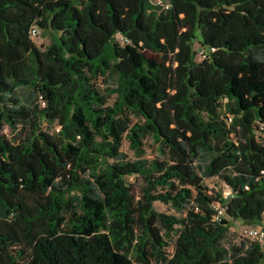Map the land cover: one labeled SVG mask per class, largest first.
<instances>
[{"label": "trees", "instance_id": "1", "mask_svg": "<svg viewBox=\"0 0 264 264\" xmlns=\"http://www.w3.org/2000/svg\"><path fill=\"white\" fill-rule=\"evenodd\" d=\"M162 1L0 0V264H263L264 0Z\"/></svg>", "mask_w": 264, "mask_h": 264}, {"label": "rangeland", "instance_id": "2", "mask_svg": "<svg viewBox=\"0 0 264 264\" xmlns=\"http://www.w3.org/2000/svg\"><path fill=\"white\" fill-rule=\"evenodd\" d=\"M37 31L38 32L36 33V35H33L32 41L41 50H45L50 45V37L46 36L42 32V30H40L39 28H37ZM120 40L122 43L124 42L123 39L120 38ZM198 59H200V58H198ZM114 101H115V97H113L111 102H114ZM129 118L132 121V125L130 127H133L139 121L135 116H132V115H129ZM45 128H47V126H45ZM2 134L9 141H13L14 136H15L14 134L11 133L10 129H8L7 127H5ZM144 148L146 151V155L144 156L145 159H148V160L156 159V157H157V146L154 144V142L150 138H148L144 141ZM122 151L130 159L133 160L135 158V152L131 148L130 142L126 138L123 142ZM129 183L134 185V187L137 189V191H140V188L142 186V181L140 179H138L135 176L130 177ZM204 187H205V189H207V191L209 192L210 195H215L217 192H220L221 189H223L225 187V185L220 181L219 178H211V179L205 180ZM224 189H226V188H224ZM6 197L11 202H13L15 199V194H6ZM155 208L160 212H167L168 211V208L165 205H163L162 203H156ZM22 230H23V223L18 219L13 220L11 223L10 233L14 239H16L17 241H19L21 243H24ZM240 233H241V231L239 229H237V231L235 232L236 237H237V242H240L242 240H246L243 236L240 235ZM263 264H264V262H263Z\"/></svg>", "mask_w": 264, "mask_h": 264}, {"label": "built area", "instance_id": "3", "mask_svg": "<svg viewBox=\"0 0 264 264\" xmlns=\"http://www.w3.org/2000/svg\"><path fill=\"white\" fill-rule=\"evenodd\" d=\"M152 3L154 5H158V6H164L166 8H169L168 5L163 4L162 0H152ZM37 28H34L32 30V38L33 35H36L37 33ZM41 106L45 107L46 103L45 101H41ZM233 122V117L231 115H228L227 118V124H232ZM60 128L57 129V131H59ZM262 175L264 177V171L262 172ZM248 189V188H247ZM232 196V192L228 189H225L222 191V198L225 201H228ZM214 210H215V217H214V221L215 222H220L222 219L227 218V210L224 207V205H222L220 202H217L213 205ZM237 229H239L241 231L240 235L243 236L245 239H249L251 241H255L259 244H261L262 246H264V226L261 227H241L238 224H233L231 225L230 231L232 233H235L237 231Z\"/></svg>", "mask_w": 264, "mask_h": 264}]
</instances>
